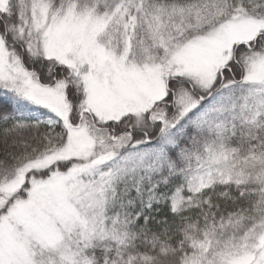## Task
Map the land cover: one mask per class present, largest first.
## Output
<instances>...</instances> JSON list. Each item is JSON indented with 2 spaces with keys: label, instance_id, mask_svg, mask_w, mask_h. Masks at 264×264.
Here are the masks:
<instances>
[{
  "label": "snow or ice",
  "instance_id": "obj_1",
  "mask_svg": "<svg viewBox=\"0 0 264 264\" xmlns=\"http://www.w3.org/2000/svg\"><path fill=\"white\" fill-rule=\"evenodd\" d=\"M0 264H264V0H0Z\"/></svg>",
  "mask_w": 264,
  "mask_h": 264
}]
</instances>
